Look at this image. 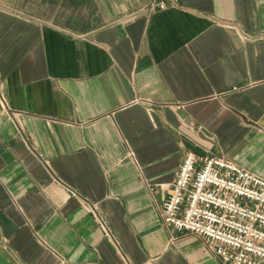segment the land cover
I'll list each match as a JSON object with an SVG mask.
<instances>
[{"label": "crops", "instance_id": "obj_1", "mask_svg": "<svg viewBox=\"0 0 264 264\" xmlns=\"http://www.w3.org/2000/svg\"><path fill=\"white\" fill-rule=\"evenodd\" d=\"M187 153L264 179V0H0V264H221Z\"/></svg>", "mask_w": 264, "mask_h": 264}, {"label": "built area", "instance_id": "obj_2", "mask_svg": "<svg viewBox=\"0 0 264 264\" xmlns=\"http://www.w3.org/2000/svg\"><path fill=\"white\" fill-rule=\"evenodd\" d=\"M159 212L166 227L201 238L221 264L264 261V179L231 161L187 153Z\"/></svg>", "mask_w": 264, "mask_h": 264}]
</instances>
